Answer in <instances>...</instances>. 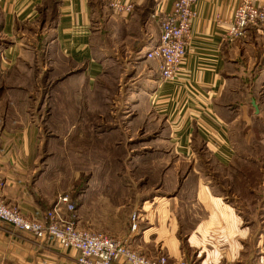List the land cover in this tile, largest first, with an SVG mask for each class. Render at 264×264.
Returning <instances> with one entry per match:
<instances>
[{
  "label": "crops",
  "instance_id": "crops-1",
  "mask_svg": "<svg viewBox=\"0 0 264 264\" xmlns=\"http://www.w3.org/2000/svg\"><path fill=\"white\" fill-rule=\"evenodd\" d=\"M45 1L0 0V200L31 217L68 187L79 228L127 239L147 257L264 264L263 221L252 223L237 206L251 190L225 196L202 172L233 165L231 128L243 96L252 106L258 100L251 89L259 87L264 98V27L225 42L239 0H197L187 78L168 83L146 53L159 42L172 0H121L130 12L113 11L104 0H53L51 39L28 45L29 27L47 21ZM258 4L264 9V0ZM40 54L51 62L45 95L48 79L18 70ZM118 115L121 124L111 123ZM159 120L164 130H157ZM77 256L0 221V264H77Z\"/></svg>",
  "mask_w": 264,
  "mask_h": 264
},
{
  "label": "built area",
  "instance_id": "built-area-1",
  "mask_svg": "<svg viewBox=\"0 0 264 264\" xmlns=\"http://www.w3.org/2000/svg\"><path fill=\"white\" fill-rule=\"evenodd\" d=\"M116 12H130L132 7L121 0H104ZM164 1V0H161ZM197 0H172V6L160 22L157 46L146 53V58L159 64L160 77L174 83L186 79L183 66L191 40L194 7ZM264 27V9L258 0H239L233 9L225 42L241 40L248 29ZM137 215L130 218V231L138 230ZM0 221L15 231L28 234L41 243L57 244L78 252L77 264H187L184 259L171 260L164 253L147 257L130 247L127 239L107 233H96L77 225L76 203L65 192L57 193L51 208L27 217L17 207L0 200Z\"/></svg>",
  "mask_w": 264,
  "mask_h": 264
},
{
  "label": "rangeland",
  "instance_id": "rangeland-1",
  "mask_svg": "<svg viewBox=\"0 0 264 264\" xmlns=\"http://www.w3.org/2000/svg\"><path fill=\"white\" fill-rule=\"evenodd\" d=\"M52 4V0H47L43 3L42 10L44 9L46 11L44 12L48 15L47 18L44 16L47 21L44 24L39 23L29 27L27 32V36L29 38L28 45L40 47L47 46V42L51 39L52 35L51 29L53 22L50 21V8ZM98 49L99 48H95V50H97L95 51L97 52L96 56L97 58H102L104 55L99 54ZM50 63V56H43L40 54L37 62H20L19 65L21 67L18 70H22V68L24 69V66H26L33 69V76L34 74L36 76L39 73V78L43 77L48 79L49 81L42 88V94L45 95L48 93L51 81H53V79L51 80L52 71L50 69ZM110 72L112 79L116 78L117 71L115 68L110 69ZM248 89L250 90V88L244 87V89L242 88L241 90L246 93ZM251 90L253 98H257L258 100L257 103L254 102L257 112L255 111V108L250 105L248 96H243V98H245L244 107H241L242 104L240 103L239 107L238 105L235 106V109H240L241 107V117L236 120V123L231 128V144L233 145L236 153V160H234L233 165L229 167H208L203 169L202 172L204 175L211 174L214 176L213 179L210 180L213 190L221 194H225V196H227V193H229V195H233V193L235 194L244 189L251 190V199L246 200V202L244 201L243 205L238 203L237 206L244 207L246 208L245 210L247 213H251V216L253 217L252 223L263 221L262 224H264V98L261 96L259 87H253ZM38 94H41V92ZM109 106H112V104H109ZM116 108L117 107H112L113 110L109 109V111L113 112ZM109 121H111L110 118ZM111 123L121 124L119 115L117 117H113V122ZM165 126L166 124L163 120L157 121V130H164ZM115 154L118 158L122 157L121 152H115ZM115 154H113L114 157ZM159 155H163V152L157 151V156ZM199 157L201 159H205L206 155L204 150H202V154L199 155ZM81 167H78L77 169H84ZM72 168H69L70 171H67L68 175L71 174L73 169H76ZM112 169L114 174L117 173V170L122 174L121 167H113ZM124 171L126 172L125 168ZM246 175L250 176V180H247ZM65 177H67V174H65ZM207 177L209 176L207 175ZM80 187H82V184H80ZM59 191L65 192L69 195L73 194V190L68 189V187H63ZM76 194L79 195L80 192L77 191ZM225 201L228 200L225 199ZM233 201L239 202L237 199H234Z\"/></svg>",
  "mask_w": 264,
  "mask_h": 264
},
{
  "label": "trees",
  "instance_id": "trees-1",
  "mask_svg": "<svg viewBox=\"0 0 264 264\" xmlns=\"http://www.w3.org/2000/svg\"><path fill=\"white\" fill-rule=\"evenodd\" d=\"M56 5H57V1H54L53 4L51 5V8H50L51 18H53L55 15L54 13L56 12Z\"/></svg>",
  "mask_w": 264,
  "mask_h": 264
},
{
  "label": "water",
  "instance_id": "water-1",
  "mask_svg": "<svg viewBox=\"0 0 264 264\" xmlns=\"http://www.w3.org/2000/svg\"><path fill=\"white\" fill-rule=\"evenodd\" d=\"M252 106L255 108V111L257 112L254 102H252Z\"/></svg>",
  "mask_w": 264,
  "mask_h": 264
}]
</instances>
